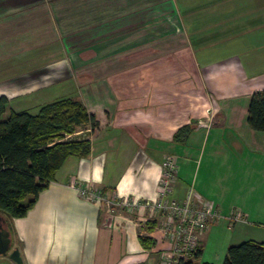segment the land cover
I'll return each mask as SVG.
<instances>
[{
    "label": "crops",
    "instance_id": "obj_1",
    "mask_svg": "<svg viewBox=\"0 0 264 264\" xmlns=\"http://www.w3.org/2000/svg\"><path fill=\"white\" fill-rule=\"evenodd\" d=\"M260 90L264 0H0L7 108L34 114L75 98L98 123L77 129L88 154L67 158L26 215L4 216L23 264H161L163 217L109 214L74 185L154 199L167 155L178 169L172 197L190 191L217 211L197 262L212 264L204 250L221 220L230 230L221 254L264 242L254 239L264 228V132L246 122ZM184 126L189 135L175 142ZM139 237L155 244L144 249Z\"/></svg>",
    "mask_w": 264,
    "mask_h": 264
},
{
    "label": "trees",
    "instance_id": "obj_2",
    "mask_svg": "<svg viewBox=\"0 0 264 264\" xmlns=\"http://www.w3.org/2000/svg\"><path fill=\"white\" fill-rule=\"evenodd\" d=\"M7 102L0 96V215L19 218L32 208L67 158L88 154L90 140L86 134L75 135L77 129L89 125L93 132L98 123L75 98L54 100L34 114L6 110ZM246 122L264 132V90L250 95ZM190 131V126L181 127L173 140L184 142ZM139 243L144 249L155 244L147 237H139ZM200 255L199 246L176 264H211L197 262ZM222 264H264V242L247 240L228 246Z\"/></svg>",
    "mask_w": 264,
    "mask_h": 264
},
{
    "label": "built area",
    "instance_id": "obj_3",
    "mask_svg": "<svg viewBox=\"0 0 264 264\" xmlns=\"http://www.w3.org/2000/svg\"><path fill=\"white\" fill-rule=\"evenodd\" d=\"M177 171L175 157L165 156L154 199H141L142 197L129 194L108 195L102 190L90 189L80 183L74 187L82 198L103 206L109 214H113L119 207L127 212L147 211L145 223L155 216L163 217L158 227L162 238L169 244V249L162 253L161 264H176L180 259H187L197 251L200 234L218 216L209 201L195 200L190 191L183 200L172 197Z\"/></svg>",
    "mask_w": 264,
    "mask_h": 264
},
{
    "label": "rangeland",
    "instance_id": "obj_4",
    "mask_svg": "<svg viewBox=\"0 0 264 264\" xmlns=\"http://www.w3.org/2000/svg\"><path fill=\"white\" fill-rule=\"evenodd\" d=\"M6 110H8V108H6ZM5 116H6V114L3 115L2 119H4ZM79 134H84V135L86 134L87 135V133H83L82 131L81 132L77 131L76 135H79ZM104 210H105V208H104ZM7 220H8V218H7ZM258 221L264 223V219H262V220L258 219ZM221 225L222 226H219V228L217 229V231H215V234L212 235V238H211L212 240H216V243L210 241V243L208 244V246L204 250V253L207 255V258H210L212 264H221L222 263V259H223L224 254H225V252L222 253V254L220 253V249L221 248H220V244H219L218 241H221L224 238L228 237V234H229L230 230L227 228V226H228L227 222H225L224 220H221ZM263 229L260 228L259 229L260 231L254 232V234L256 235V236H254V239L256 241L264 240V230ZM250 236L251 237H249V238H252V235H250ZM0 264H7V261L2 256H0Z\"/></svg>",
    "mask_w": 264,
    "mask_h": 264
},
{
    "label": "water",
    "instance_id": "obj_5",
    "mask_svg": "<svg viewBox=\"0 0 264 264\" xmlns=\"http://www.w3.org/2000/svg\"><path fill=\"white\" fill-rule=\"evenodd\" d=\"M0 256H4L14 264H23L19 249L13 247L11 233L6 220L0 215Z\"/></svg>",
    "mask_w": 264,
    "mask_h": 264
}]
</instances>
